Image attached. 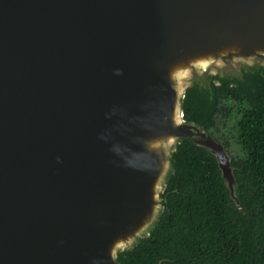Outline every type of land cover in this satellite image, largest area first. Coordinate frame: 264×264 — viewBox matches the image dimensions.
Wrapping results in <instances>:
<instances>
[{
    "label": "water",
    "instance_id": "obj_1",
    "mask_svg": "<svg viewBox=\"0 0 264 264\" xmlns=\"http://www.w3.org/2000/svg\"><path fill=\"white\" fill-rule=\"evenodd\" d=\"M264 79V0H0V264H126L168 203L197 92Z\"/></svg>",
    "mask_w": 264,
    "mask_h": 264
},
{
    "label": "trees",
    "instance_id": "obj_2",
    "mask_svg": "<svg viewBox=\"0 0 264 264\" xmlns=\"http://www.w3.org/2000/svg\"><path fill=\"white\" fill-rule=\"evenodd\" d=\"M215 101L197 92L184 103L187 119L210 130L221 97L244 104L240 143L244 158L233 159L245 208L237 211L214 155L185 141L175 155L176 174L154 233L122 260L126 264H264V79L249 87L224 82Z\"/></svg>",
    "mask_w": 264,
    "mask_h": 264
},
{
    "label": "flooded vegetation",
    "instance_id": "obj_3",
    "mask_svg": "<svg viewBox=\"0 0 264 264\" xmlns=\"http://www.w3.org/2000/svg\"><path fill=\"white\" fill-rule=\"evenodd\" d=\"M245 111L244 104L235 100L221 97L218 101L216 111L212 117L210 130L216 139L223 143L233 158L239 160L245 157L243 145L240 143V119Z\"/></svg>",
    "mask_w": 264,
    "mask_h": 264
},
{
    "label": "rangeland",
    "instance_id": "obj_4",
    "mask_svg": "<svg viewBox=\"0 0 264 264\" xmlns=\"http://www.w3.org/2000/svg\"><path fill=\"white\" fill-rule=\"evenodd\" d=\"M230 151H231V150H229V152H230ZM231 153H232V152H231ZM231 153H230V154H231ZM231 155H232V154H231Z\"/></svg>",
    "mask_w": 264,
    "mask_h": 264
}]
</instances>
